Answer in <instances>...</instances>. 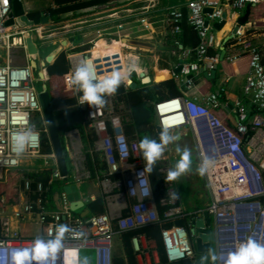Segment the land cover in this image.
<instances>
[{
	"label": "built area",
	"instance_id": "2783aa9c",
	"mask_svg": "<svg viewBox=\"0 0 264 264\" xmlns=\"http://www.w3.org/2000/svg\"><path fill=\"white\" fill-rule=\"evenodd\" d=\"M11 1L0 0V50L4 52L3 60L0 61V183L7 181L8 174L12 171L37 172L40 168L39 170H49L50 175L46 180L21 176L22 183L15 201L7 203L1 200L0 264H12L14 250L31 248L32 242L38 236L44 239L53 238L58 224H67L75 232L66 234L64 246L56 260H49L47 264H81L85 250L94 251V264H110L111 242L116 235L121 236L125 231L137 230L153 223L160 226L159 234L166 264L183 260L193 264L195 244L194 236L189 234L190 227L178 224L163 225L167 221L188 216L189 213L183 209L179 198L172 199L171 194L176 191L172 188L173 181H165L168 172L162 159L157 163L161 164L158 173L165 192L159 198L158 204L167 207L161 215L150 176L145 173L141 177L150 182L149 196L144 194L139 184L138 174L145 167L139 148L140 138L136 133L128 136L124 131L129 111L118 101L119 92L107 97L103 107L94 108L88 104L79 105V96L82 93H77L68 85V74L85 59L90 61L94 74L101 79L108 72L122 70L124 66L129 67L124 52L125 44L121 43L117 49L111 47L113 39L108 43L104 42V48L99 49L96 54H86L84 51L65 53L68 69L63 75L65 88L75 95V106L80 113L86 136L89 137L88 150L92 149L91 157L98 158L104 167L102 170L99 168L96 177L100 181V193L106 210L87 216L76 214L71 209L68 194L63 189L58 195L59 207L52 204L50 197L55 188L54 184L67 177L64 178L60 174L53 151L47 152L43 149L46 127L37 97L36 83L41 81L39 71L36 72L38 76L35 75L36 67H32L29 61L14 63L13 54L21 50L25 57L29 58L27 37H31L34 43L35 37L42 40L45 37L61 36L57 41L60 43L66 39L67 30H70V27L75 28L78 22L19 26L12 15ZM262 1L264 0H187L184 6L187 13L181 7H173L169 9L167 16L172 23L174 46L182 45L179 35L182 32L183 19L196 33L198 42L193 48L181 50V60L178 63L180 69L173 72L181 84L182 94L154 104L156 133L159 137L164 128L173 132L190 127L198 141L200 164L204 159L214 161L204 174L211 193L206 209L214 215L215 222L218 217L221 220L228 217L230 220L215 224V251L221 254L218 264H223L227 253L232 252L229 245L234 244L236 247L238 242L234 240L236 218L247 225L244 236L239 241L254 237L264 244V42H253L254 34L248 30L254 23L247 22L248 28H242L246 23L238 27L234 35L238 37L234 44L240 46V49L238 53L227 57L230 62L243 54L248 59L244 97L237 99L233 104L234 120L224 124L215 115L222 106L217 91L204 95L201 101L196 97H188L185 93L194 86L195 75L201 69L209 73L215 70L218 62L217 53L212 51L216 40L211 32L209 20L221 22L225 8L240 13L245 10L247 3ZM121 6L125 7L117 6L110 14L101 12L93 15L94 22L100 23L103 19L106 23L109 18L114 17L119 20L115 28L117 31L122 30L129 23L122 20L134 10L130 8L129 3ZM118 11L122 13L119 14ZM10 19L13 22L6 24ZM49 25L53 27L50 28ZM52 28L63 30L54 31ZM110 28L111 26L105 24L100 25L96 36L99 38L110 34ZM50 41L52 44L56 43L55 40ZM190 53L194 55L192 60L189 59ZM128 84L122 87L127 89ZM29 127L32 128L31 141L26 145L24 152L17 155L16 137ZM64 137L66 147L69 145L77 155L83 147L79 131L69 129L65 131ZM34 164L37 170L31 168ZM114 175L116 177H113ZM237 207L242 209H236ZM25 218L40 226L39 233L22 232L20 223ZM229 234L233 237L230 242L225 241ZM144 237V233L140 231L131 235L134 252L146 254L154 250L144 243Z\"/></svg>",
	"mask_w": 264,
	"mask_h": 264
},
{
	"label": "crops",
	"instance_id": "0c3cea01",
	"mask_svg": "<svg viewBox=\"0 0 264 264\" xmlns=\"http://www.w3.org/2000/svg\"><path fill=\"white\" fill-rule=\"evenodd\" d=\"M20 1L27 14L37 13V11H40L38 12L39 15H35L34 17L45 16L41 11L46 7H54L53 0H20ZM186 1L187 0H111L104 4H98V5L95 4L93 6H87L85 8H81L76 12H74V14L71 12L65 13L64 15L72 14V16H68L70 19L73 18L69 22V24H72L73 22L74 23L78 22V23L75 24V28L70 27V30L69 29L67 30L68 33H66L65 35L66 39H63L66 40L67 43L66 45L63 46V48L67 47L68 45L74 44L75 46H73V48H80L78 49V51H84L86 54L91 52L96 53L99 49L102 50V48H104L105 46L104 42L108 43L110 42L111 39H113V43L111 47H115L117 49L121 43L125 44L124 46L126 47L124 46L123 47H124V52H126V56H127V60H126L127 65H129V67H131L132 65H136L138 69V71H133L130 76V81L136 84L135 88H139L141 86L151 87L152 85L160 83L162 81L173 79L175 83L174 88H176L177 90L173 92L175 93L180 92L179 95H181L182 87L179 81L175 78L173 69L178 65V63L181 60L180 57L181 50H184L186 48L187 49L193 48L194 44L197 43L196 42L197 37L194 31L189 27L188 23L186 22L187 25L182 24L183 30L180 34V41L182 42L181 43L182 45L180 47L174 46L172 44V40L174 37L173 36L174 34L171 32L172 23L168 20L167 16L169 9L173 7H181L183 11L187 13L184 7ZM127 3H129L130 8L133 9L134 11L131 14H129V16H127L122 20L129 22L128 24L125 25V27L122 30L117 31V29L115 28V25L119 20L114 17L109 18V21L106 23L103 21V19L100 21V23L94 22L93 15L101 12L108 14L113 13L115 7L117 6H120L119 8L125 7L121 5ZM118 12L119 14L122 13L121 11ZM243 12L244 10L238 13L232 9L225 8L224 10L225 16L223 17L222 20L223 23L222 21L218 22L217 20H209V25L211 26V32L215 35V40H216V46H214L212 50L218 55V62L215 68V74L212 78H209L205 75V71L201 69L200 72H198L195 75L194 86L185 93V95H187L188 97H196L199 101H201L204 95L217 91L220 94V100L222 106L215 112V114L217 117L223 118L224 124L231 123L232 120H234L233 104L237 99L244 97L243 87L246 80V73L248 70V59L246 55L243 54L233 62L227 60V57L229 55L231 56L233 54L238 53L240 49V46L234 44L238 36L236 37L234 35L232 36V31L234 26L236 25L237 17L242 15ZM141 20L143 21L141 22ZM51 22L52 21L49 20L48 18V22L39 23L38 25H42V24L45 25ZM247 22L254 23V26L249 28L248 30V32H251V34H254L253 42L256 44L263 43L264 42V1L255 5L253 9L251 8L249 19ZM248 23L243 25L242 28L243 29L248 28L249 27ZM103 24H105L106 26H111V28L108 30L110 34H104L102 37L98 38L96 36V30L100 27V25ZM69 26L72 25H68V27ZM95 42L97 43L95 44ZM115 43H119L118 46H115L114 45ZM58 44L59 43H57L56 45ZM189 59L190 60L194 59V55L192 53H190ZM124 69H126L125 66L122 70ZM107 75L110 74L108 73L104 74V76ZM145 79H147V81H145ZM128 89L131 88L128 87L127 89H124L122 87L123 92L127 91ZM170 93L172 92H170L165 88L160 89L156 94L155 98H153V103H152L153 109H154V104L157 101L172 96V94ZM175 96L178 95H174L172 97ZM117 98L118 101L123 103V105L129 111L127 114L128 119L125 121L127 122L129 121V114H130L129 107L126 105L123 99L119 97ZM65 100L66 99L62 101L63 104L68 103V101ZM71 101H73V104L68 106V108H74L77 111L78 109L75 106V95L73 92H72ZM57 110L58 109L56 108L55 111ZM77 114H79V118L77 120V123H79V125L70 129H77L78 131L82 130V133H80L81 140L82 143L85 146H87L90 144L88 142L89 137L86 136L85 129L83 133L84 127L82 128L79 111ZM55 116L58 125L59 116H57L56 114ZM153 122L156 125L155 110H154ZM79 126H81V128ZM65 131L62 133V138L67 155L66 159L70 162V170L68 171V176L65 179V183H63L64 180L62 181L59 180V183L57 182L58 185L54 188L50 198L52 204L56 206V202H57V199L55 198L56 194H58L61 191V189H63V186L67 184L76 185L77 193L79 198L83 201V206L77 209L75 212L76 214L82 215V213H84L83 211L85 209H88L87 203L90 202L91 200L96 199L97 197H101V193H100V186L98 180L97 182H95L93 180L95 178H92L91 180H89V182H87V185L86 184L82 185L84 181H82L81 179L82 177L85 176V170L86 173L87 172L88 174L90 173V177H95L94 176L96 175L94 171L95 168H100L102 170L103 167L99 163L98 158L90 157V159L86 160L84 167L81 168L79 163L77 162V155L73 153L69 145L66 147V142L64 137ZM175 131L177 134L178 133L182 134L185 131H187V129L186 127H183ZM155 134L157 135L156 127H155ZM31 168L37 170L35 164L32 165ZM39 169L38 171H40ZM61 183L63 185L58 187L59 184ZM200 193L201 191L199 192L198 195H201ZM208 193H210L209 188L208 191L204 192V194H208ZM210 198H211V193H210ZM209 203L210 201L196 200L194 207L189 209V211L187 212L189 213V215L190 214L194 215L198 211L206 209ZM236 209H242V208L237 207ZM89 210L90 209H88V212L82 216L89 215L91 213ZM209 214L214 222L213 234L211 235L212 238L211 249L215 250L217 243L216 241L217 231L215 224H219L220 222L223 221L230 222V220L227 219L228 217H225L223 220H221V218L218 217L216 218V222H215L214 215L212 213ZM237 220L238 219L236 218L235 226L242 225L240 226L241 230H239L237 234L238 235L237 241H239L243 238L244 233L247 229V225L241 223L240 221L242 220H238V221ZM20 227L22 229V232L26 234H37L40 231V226L38 224L29 222L26 218L21 221ZM145 232L146 231H143L145 235L144 243L148 245ZM231 236L232 235L226 237L225 241L228 242L232 241L233 237ZM229 249L231 251H234L235 249L234 244L229 245ZM151 250L153 251L150 253L138 254L134 252L130 239L126 241L122 236L117 235L112 239L111 242L110 263L112 257L116 256L117 258L119 257L121 259V264H155L159 261V255L155 248H152ZM185 263H187V261ZM88 264H94V259H92V261L89 259Z\"/></svg>",
	"mask_w": 264,
	"mask_h": 264
},
{
	"label": "clouds",
	"instance_id": "9594fccd",
	"mask_svg": "<svg viewBox=\"0 0 264 264\" xmlns=\"http://www.w3.org/2000/svg\"><path fill=\"white\" fill-rule=\"evenodd\" d=\"M133 71H138L136 65H132L122 71L113 70L110 75L101 79L94 74V69L90 61L85 59L76 66L74 71L68 74V85L77 93H82V95L79 96V105L88 104L90 107L100 108L106 104L107 97L116 95L121 85L130 82V76ZM31 138V127L17 135L15 140L17 155L24 152ZM177 139L178 137L172 135L168 128L161 130L159 140L148 135H144L141 138L139 148L145 162V167L138 176L139 184L146 196L150 194V182L148 179H142L141 177H143L145 173L149 176L153 173L155 165L162 159L164 153L168 150V146L175 143ZM175 151L179 154L180 158L175 165L168 170L165 178L166 183L178 181L182 176L192 171L191 150L186 146L181 148L177 145ZM213 163L214 161L212 160L204 159L197 169L198 173L204 175ZM171 197L173 200L178 199L179 194L173 192ZM71 232H75V230L70 228L67 224H58L53 238L44 239L38 236L32 242L31 248L14 250V254L11 258L12 264H47L49 260L55 261L58 253L64 246L66 234ZM220 260L221 254H218L213 249H209L208 254L201 258V264H218ZM187 263L190 262L187 261ZM81 264H88V258L84 257ZM223 264H264V244L252 237L238 241L235 251L227 253L226 258L223 260Z\"/></svg>",
	"mask_w": 264,
	"mask_h": 264
},
{
	"label": "trees",
	"instance_id": "16d2710c",
	"mask_svg": "<svg viewBox=\"0 0 264 264\" xmlns=\"http://www.w3.org/2000/svg\"><path fill=\"white\" fill-rule=\"evenodd\" d=\"M111 0H53L54 7H46L41 12L49 18L52 22H58L60 21L62 15L65 13L71 12L74 14L77 10L81 8H85L87 6H93L98 4H104ZM263 2V1H262ZM261 3V2H260ZM259 3H255L251 5V8L253 9L255 5ZM250 8V11H251ZM40 11H37V13H29L28 15L31 17H34L35 15H39ZM60 16V17H59ZM184 22V23H183ZM182 24H186V20L183 19L181 22ZM190 27V26H189ZM191 28V27H190ZM183 30V27H182ZM195 33V32H194ZM181 34V33H180ZM196 35V33H195ZM180 36V35H179ZM197 37V35H196ZM198 42V38L196 40ZM182 43V42H181ZM119 43H115V46H118ZM197 43L194 44V46ZM213 51V50H212ZM68 69L67 66V60L65 58L64 54L59 55L53 64L49 65L46 68V76H47V87L50 92L52 103L54 109H58L55 111V114L59 116V122H58V129L59 133L61 135V141L63 145V151L65 158L67 157L65 146L62 138V133L65 130H68L70 128H73L75 126H78L79 123H77V120L79 118L78 110L74 108H68V106L73 104V101H71L72 97V91L67 90L64 85L63 80V73H65ZM37 72V70H34ZM174 81L173 79H168L165 81H162L160 83L154 84L151 87L148 86H141L139 88L135 89H128L127 91H122V85L119 88L118 92L120 93L118 95L119 98L123 99V101L126 103V105L129 107L130 114H129V121L124 123V131L128 136H132L135 133L137 135L147 134L150 137H153L157 140H159V137L155 134V123L154 120V109H153V98H155L158 91L162 88H165L169 90L170 94L172 96L179 95L180 92L175 93L173 91H177L176 88H174ZM174 89V90H172ZM172 96H169L172 97ZM66 99L68 103L63 104L62 101ZM65 100V101H66ZM216 115V114H215ZM223 121L222 117H218ZM153 122V123H152ZM81 128V126H79ZM83 128V126H82ZM43 149L44 151H51L50 144L48 142V138L46 135H43ZM161 166V164H156L155 169L153 173L150 175L151 180V187L153 190V194L155 197V201L157 203V208L159 211V214H162L163 209H165L167 206L163 205L161 206L158 204L159 198H161L164 195V189H162L161 186V179L160 174L158 173V168ZM104 168V167H103ZM50 175V171L47 169H41L37 172H25V171H12L8 174L7 181L0 183V206H1V200L11 203L14 202L16 199V196L18 195V191L21 186V176H29L33 177L35 179H42L46 180ZM113 177H116L114 175ZM59 183V181H56L54 184V187H56ZM65 183V180L63 181ZM63 185L62 183L59 184L58 187ZM104 200L102 197H97L94 200H91L87 203V208L90 209L89 211L92 213H102L105 209L104 208ZM187 211V210H185ZM189 211V210H188ZM191 216L193 214H190ZM190 215L182 217V218H176L172 221H167L163 225L169 226L172 224H178L188 227L190 224ZM137 231L143 232L146 231V239L148 242L149 247L155 248L159 255V261L155 264H166L162 244L160 240V226L157 223H153L150 225H146L140 229L137 230H131V231H125L121 234V236L124 238V240L128 241L131 237V235L135 234ZM126 250V249H125ZM186 261H180L178 263L173 264H186ZM111 263L113 264H121V259L118 257H112ZM110 263V264H111Z\"/></svg>",
	"mask_w": 264,
	"mask_h": 264
},
{
	"label": "water",
	"instance_id": "95a60500",
	"mask_svg": "<svg viewBox=\"0 0 264 264\" xmlns=\"http://www.w3.org/2000/svg\"><path fill=\"white\" fill-rule=\"evenodd\" d=\"M12 15L15 17V21L19 26H29V25H37L39 23L48 22V18L46 16L39 17H30L24 10L23 5L20 0H12ZM252 3H247L245 10L242 15L237 17L236 25L233 28L232 36L235 35L238 26L247 23L250 14V8ZM206 11H210L206 9ZM225 14L223 13V17ZM13 22L12 19L8 20L6 24H11ZM223 23V21H222ZM67 41L62 40L56 47H54L51 51H49L43 59H41V67H45L47 63H53L57 56L61 53L63 46L66 45ZM27 51L28 53H38L35 44L33 43L31 37H27L26 39ZM32 67H38L37 62L30 61ZM180 63V62H179ZM180 69V64L177 65L173 69V72H178ZM215 74V70H211L209 73L205 71V75L209 78H212ZM43 76V73L39 70V76ZM147 81V79H145ZM40 85V88L37 93L38 101L41 108V113L44 121V125L46 127V135L48 138V142L50 144V148L53 151L57 167L59 169L60 174L66 178L68 176V171L70 170V162L65 158L63 145L61 141V135L59 133L55 109L53 107L52 98L50 92L48 90L47 84L45 81ZM129 87L134 89L136 84L134 82H129ZM63 190L68 194V199L71 202V209L76 211L77 209L83 206V201L79 198L77 193L76 185L67 184L63 186ZM57 202L56 205L59 207L58 203V194H56ZM82 215L88 212V209L83 211ZM214 222L210 217L209 211L207 209H203L198 211L196 214L192 215L190 218V229L189 234L194 236V244H195V261L193 264H201V258L208 254V250L212 248V238L213 234ZM190 264V263H186Z\"/></svg>",
	"mask_w": 264,
	"mask_h": 264
},
{
	"label": "rangeland",
	"instance_id": "374dc122",
	"mask_svg": "<svg viewBox=\"0 0 264 264\" xmlns=\"http://www.w3.org/2000/svg\"><path fill=\"white\" fill-rule=\"evenodd\" d=\"M68 16H72V14L62 15L61 18H63V19H61L58 22H54V23H58V24L60 23V25L69 24V22L73 18L70 19ZM48 27L51 28V27H53V25H49ZM52 30L60 31L63 29L59 30V29L52 28ZM60 37H56V36L53 38L45 37L42 40L35 37L34 43L37 46L36 48H37L38 53H36V54L28 53V51H27L29 58H26L24 53L21 50L15 51V53L13 54V56H14L13 61L16 64H22V63H25L27 61L37 62V66H38V67H36L37 71L40 70L43 73V76L40 75L41 81L39 80L36 83V88L38 90L40 88V85L43 83L42 81H45L47 84L46 68L49 65L54 63V62L51 64L47 63L45 65V67L42 68L41 67V59H43L44 56L49 51H51L54 47L57 46L56 44H57V41ZM50 40H55L56 43L52 44V42ZM73 46H75V45L72 44V45H68L67 47L63 48V50L61 51V53L59 55L69 53L71 51H78V49H80V48H73ZM2 57H4V52L0 50V61L3 60ZM34 74L36 75L37 73L34 71ZM108 74H111V72H108ZM37 76H38V74H37ZM59 121L60 120H58V122ZM186 129H187V131H185L182 134H180V133L177 134L176 131H173L174 133L170 132L172 135L177 136L178 139L175 143L170 144L168 146V150L164 153V155L162 157V162H163V166H165L167 168L166 170L168 172V170L170 168H172L180 158L179 154L175 151V148L177 147V145H179L181 148L186 146L187 148H189L191 150L192 171L190 173H188L187 175L182 176L178 181L172 182V188L179 194V200H180V203H181L183 209L188 211L189 209L194 207L196 200L210 201V193L204 194L205 191H208L207 183L205 181L204 175H200L197 171L198 167L200 166V159L198 156V152H199L198 143H197L195 135L193 134L190 127H186ZM79 131H80L79 133H82V130H79ZM83 133H84V128H83ZM144 135H147V134H142L141 136L138 135L140 140ZM204 140H206V138ZM88 146L89 145L85 146L83 144V147L81 148V150L77 154V162L79 163L81 168L84 167L86 160L90 159V157H91L92 149L88 150ZM98 170H99V168H95V170H94L95 174H98ZM94 176L95 177H90V173L89 174H88V172L86 173V170H85V176L82 177V179H81L82 181H84L82 183V185H85V184L87 185V182H89V180H91L92 178H95L93 180L95 182H97L98 179H97L96 175H94ZM98 183L100 185L99 180H98ZM200 191H201V193H200L201 195H198ZM240 226H242V225H240ZM85 257H87L88 260L90 259L92 261V259H94V251L93 250H85Z\"/></svg>",
	"mask_w": 264,
	"mask_h": 264
},
{
	"label": "bare ground",
	"instance_id": "6f19581e",
	"mask_svg": "<svg viewBox=\"0 0 264 264\" xmlns=\"http://www.w3.org/2000/svg\"><path fill=\"white\" fill-rule=\"evenodd\" d=\"M94 54H96V53H94ZM239 230H241L240 225L239 226L236 225L235 228H234V232H235V234H234V240H237L238 239V235L237 234H238Z\"/></svg>",
	"mask_w": 264,
	"mask_h": 264
}]
</instances>
